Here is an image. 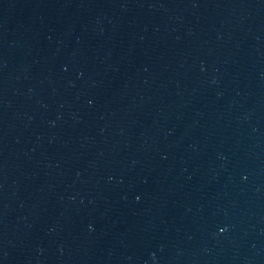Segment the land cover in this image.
Wrapping results in <instances>:
<instances>
[{
	"label": "water",
	"instance_id": "95a60500",
	"mask_svg": "<svg viewBox=\"0 0 264 264\" xmlns=\"http://www.w3.org/2000/svg\"><path fill=\"white\" fill-rule=\"evenodd\" d=\"M0 264H264V0H0Z\"/></svg>",
	"mask_w": 264,
	"mask_h": 264
}]
</instances>
